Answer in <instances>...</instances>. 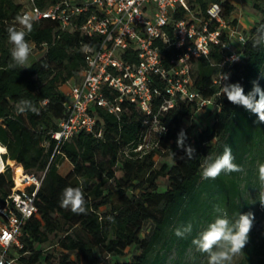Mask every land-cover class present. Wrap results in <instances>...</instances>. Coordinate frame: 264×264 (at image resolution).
Listing matches in <instances>:
<instances>
[{
	"label": "trees",
	"instance_id": "trees-1",
	"mask_svg": "<svg viewBox=\"0 0 264 264\" xmlns=\"http://www.w3.org/2000/svg\"><path fill=\"white\" fill-rule=\"evenodd\" d=\"M36 1L48 8L62 0ZM213 1L223 2V16L230 19L237 6L234 0H190V5L203 16ZM252 2L262 17L243 29L247 39L237 46L241 60L233 64L229 80L240 83L245 94L252 90L253 81L264 89V45L253 46L256 29L264 23V0ZM25 7L23 0H0V144L7 149L3 161L40 176L45 172L36 196L38 210L23 226L17 264H52L53 254L42 247L52 235L60 249L57 264H167L173 251L183 255L203 226L215 218V207L227 212L230 220L239 213H252L243 198L251 174L244 178L243 170L222 173L214 180L201 178L203 159L221 155L226 145L243 169L246 162L257 158L264 163V123H258L257 116L244 107L230 103L214 82L223 58L219 46L208 57L193 60L197 65L193 87L215 105L211 125L195 130L196 124H185L198 111L197 104L177 98L176 106L160 117L165 131L151 134L153 142L138 149L149 135L147 114L125 100L119 115L97 107L102 136L81 131L57 147L52 133L66 114L64 86L75 81L86 66L82 45L96 46L100 37L88 38L78 29L63 28L56 19L41 18L26 39L42 49V55L30 61L29 68H8L12 45L7 28ZM162 51L167 56L173 52L164 47ZM165 97L164 93L157 96L155 107ZM21 99L31 100L39 114H17ZM181 131L187 137L185 147L195 150L192 159L177 145ZM158 155L169 160L157 166ZM65 158L72 169L62 174L59 164ZM78 178L84 182L87 214L77 215L60 206L63 189L80 186ZM161 178L167 180L164 189ZM13 185L12 168L7 164L0 173V198ZM188 223L191 234L177 237L175 230ZM132 247L135 253L126 258ZM112 255L125 260L112 261ZM234 258L238 264H264V236L249 237L243 252Z\"/></svg>",
	"mask_w": 264,
	"mask_h": 264
},
{
	"label": "built area",
	"instance_id": "built-area-1",
	"mask_svg": "<svg viewBox=\"0 0 264 264\" xmlns=\"http://www.w3.org/2000/svg\"><path fill=\"white\" fill-rule=\"evenodd\" d=\"M23 1L22 13H38L40 19H56L63 28L78 29L88 38L100 37L94 51L85 53V68L64 89L66 114L52 133L57 147L81 131L102 136L97 107L119 115L125 100L147 114L149 135L138 149L148 147L165 129L160 117L176 106L177 98L196 101L198 110L213 104L193 87V60L221 48V70L214 77L221 89L229 83L233 64L241 60L237 46L247 39L239 20L223 16L222 1L209 3L203 16L190 0H62L48 8L36 0ZM163 47L172 54L167 56ZM233 56L239 59L231 61ZM221 73L229 79L221 81ZM162 93L166 97L155 107ZM12 173L14 185L0 198V264H17L23 226L38 210L36 196L45 176L27 172L22 165L18 179L14 166Z\"/></svg>",
	"mask_w": 264,
	"mask_h": 264
},
{
	"label": "clouds",
	"instance_id": "clouds-1",
	"mask_svg": "<svg viewBox=\"0 0 264 264\" xmlns=\"http://www.w3.org/2000/svg\"><path fill=\"white\" fill-rule=\"evenodd\" d=\"M40 16L38 13L24 12L17 14L15 24L7 28L8 41L12 45L10 49L11 62L8 68H29V57L32 47L26 37L33 31L34 24L38 22ZM16 24L20 27L17 28ZM264 45V23L256 29V36L253 40V46ZM81 51L85 53L93 52L94 46L84 44ZM239 57L233 56L231 61L238 60ZM222 67V66H221ZM229 79V74L221 73V81ZM221 94L227 97V100L233 105L244 107L250 113L257 116L258 123H264V89L258 81H253V88L245 94L244 88L240 83H225L221 87ZM17 114L32 112L39 114V108L31 100L21 99L16 105ZM163 131L165 129L163 128ZM186 134L181 131L178 134L177 145L184 148L187 158H194V149L185 147ZM235 157L230 146H225L221 155L212 158L206 157L201 162V178L204 180L216 179L222 173L230 175L232 173L242 172L241 165L234 162ZM78 187H66L63 189L60 197V206L70 210L72 213L80 215L87 214V201L83 191V180L79 179ZM259 187L256 199L261 207H264V163L258 164ZM215 218L195 236L192 240L196 250L207 255V264H232L234 257L243 252L249 240V233L253 226L254 215L251 212L239 213L235 219L230 220L227 212L221 207L214 208ZM192 232V224L177 228L175 235L185 238Z\"/></svg>",
	"mask_w": 264,
	"mask_h": 264
},
{
	"label": "rangeland",
	"instance_id": "rangeland-1",
	"mask_svg": "<svg viewBox=\"0 0 264 264\" xmlns=\"http://www.w3.org/2000/svg\"><path fill=\"white\" fill-rule=\"evenodd\" d=\"M237 6L235 11L233 12L231 19H237L240 22V28H250L252 24L256 23L262 17V14L258 11L256 7H254L252 0H234ZM245 26H241V24ZM32 47V52L29 57V62L37 59L42 55V49L37 47ZM192 69L195 72L197 69V65L193 63ZM71 83V82H70ZM64 86L65 91H67L69 86ZM214 112H215V105L211 104L206 108H202L195 112L192 118H188L185 124H189L190 122L196 124L195 130L200 128H205L211 125L214 121ZM260 158H257L254 162H246L244 166V171L242 176L245 178L246 175L251 174V179L249 181V187L244 189L243 198L249 201V205L251 206L252 213L254 215L253 226L249 233V237H258L259 239L264 236V207H261L259 201L256 199L258 193V186H257V170ZM169 160V157L166 156H159L156 160V165L160 166L164 161ZM5 163H8L12 168L13 164L9 162V160ZM72 169V164L68 159H62L59 164V171L62 174H67ZM36 172V171H35ZM40 173V172H36ZM246 181H243L242 184L244 185ZM167 180L165 178H161L159 180L160 188L164 189L166 187ZM209 223L205 224L202 230L208 225ZM57 237L51 236V240L43 245L42 247L46 249L47 252H51L52 256V264H57L60 249L58 245L55 244ZM136 251L135 247H132L129 251V255L126 258H130L131 254H134ZM112 261L117 260H125V258H121L115 255L110 256ZM207 255L200 253L196 250L195 246L192 244L188 250L183 254L179 255L177 251H173L168 259L167 264H207ZM232 264H238V262L233 259Z\"/></svg>",
	"mask_w": 264,
	"mask_h": 264
},
{
	"label": "bare ground",
	"instance_id": "bare-ground-1",
	"mask_svg": "<svg viewBox=\"0 0 264 264\" xmlns=\"http://www.w3.org/2000/svg\"><path fill=\"white\" fill-rule=\"evenodd\" d=\"M6 150H7L6 147H4V146H2V145L0 144V167H3V165L5 164L4 161H3V158H2V156H1V153H2V152H5ZM13 166H14V168H15L16 177H17V179H18L19 174H20V172H21V167L18 166V165H13Z\"/></svg>",
	"mask_w": 264,
	"mask_h": 264
},
{
	"label": "crops",
	"instance_id": "crops-1",
	"mask_svg": "<svg viewBox=\"0 0 264 264\" xmlns=\"http://www.w3.org/2000/svg\"><path fill=\"white\" fill-rule=\"evenodd\" d=\"M241 26H243V27H244L245 25L242 23V24H241ZM245 27H246V26H245ZM245 27H244V28H245Z\"/></svg>",
	"mask_w": 264,
	"mask_h": 264
}]
</instances>
